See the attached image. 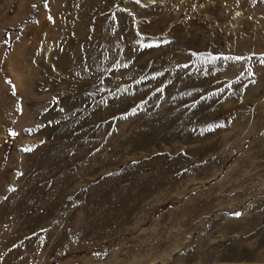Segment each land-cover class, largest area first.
<instances>
[{
    "label": "rangeland",
    "instance_id": "374dc122",
    "mask_svg": "<svg viewBox=\"0 0 264 264\" xmlns=\"http://www.w3.org/2000/svg\"><path fill=\"white\" fill-rule=\"evenodd\" d=\"M0 264H264V0H0Z\"/></svg>",
    "mask_w": 264,
    "mask_h": 264
}]
</instances>
